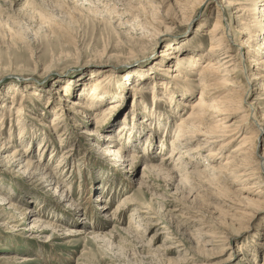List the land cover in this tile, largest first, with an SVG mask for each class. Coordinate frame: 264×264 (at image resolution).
I'll return each mask as SVG.
<instances>
[{
	"label": "rangeland",
	"instance_id": "1",
	"mask_svg": "<svg viewBox=\"0 0 264 264\" xmlns=\"http://www.w3.org/2000/svg\"><path fill=\"white\" fill-rule=\"evenodd\" d=\"M115 1L0 0V193L5 196L0 198V264H260L264 260V205L253 217L230 225L232 212L224 203L228 196L236 198L240 194L236 188L241 186L219 180L211 186L203 182L216 177L219 173L213 175L210 168H224L226 157L236 155L234 149L243 142L229 138L220 158L207 157L209 152H220L214 147L197 158L191 156L184 165L186 171L175 167L168 176L150 167L161 163L168 153L160 147L165 126L155 140V149L148 151L152 157L146 158L143 141L131 147L140 157L121 164L110 155L109 141L93 133L95 120L85 116L90 113L99 119V131L117 137L125 132L122 125L133 110L132 94L129 92L126 105L116 112V100L104 101L98 95L89 98L96 89L94 83L105 78L110 81L108 88L126 89L127 82L117 83L131 74L139 78L137 72L144 65L139 64L185 37L208 49V39H197L211 28L219 0H211L204 12L190 18L180 17L175 0H160L173 20L166 19L146 36L140 28L125 23L129 14L122 13L121 3ZM147 9L152 18V9ZM204 21L205 27L196 33ZM152 47L149 56L146 50ZM253 68L251 73L256 71ZM152 90L147 87V98L139 103L140 116L144 104L155 107ZM62 95L71 101L88 100L92 107L72 106ZM197 96L198 92L192 102H197ZM249 102H258L263 113L260 85L254 86ZM168 105L162 102L158 109L164 112ZM183 108L173 118V131L166 133L168 144L176 134V123L190 111ZM58 109L63 110V127L55 132L46 125L52 124ZM234 112L233 120H240V105ZM128 141L127 136L121 143L126 146ZM28 143L25 155L39 160L38 168H28L11 157L17 146L25 148ZM259 146L264 153V135ZM48 163L57 179L43 178L47 170L42 168ZM186 173H190L187 182L183 181ZM260 189L264 191V187ZM133 195L153 210L155 221L130 216L135 204L113 213L123 198ZM196 209L205 216H196ZM36 217L52 225L44 228L42 221L35 226ZM91 230L99 239L87 236ZM224 231L227 238L223 243L199 250L204 243L199 242V233L223 241L215 237ZM254 243L259 246L257 255L247 250Z\"/></svg>",
	"mask_w": 264,
	"mask_h": 264
},
{
	"label": "bare ground",
	"instance_id": "2",
	"mask_svg": "<svg viewBox=\"0 0 264 264\" xmlns=\"http://www.w3.org/2000/svg\"><path fill=\"white\" fill-rule=\"evenodd\" d=\"M116 1L117 4L121 3L122 13L129 14H127L128 17L125 23L140 28L142 30L141 33L145 36L154 31L153 29L158 24L160 25L166 19H170L166 14L167 12H164L160 0ZM210 1L175 0L178 5V14L182 18L204 12ZM147 7L152 9V18H150L151 14H147ZM117 10L119 9L117 8ZM116 13L118 12L116 11ZM141 17L142 19H140ZM118 19L120 18L118 17ZM170 20L172 21L173 19ZM206 22L204 21L201 25H198L196 33L199 32L200 28L205 27ZM205 39L210 42L208 49H205L202 44V46H197L194 43L195 41L185 37L180 43L168 44V46L155 53L152 57L150 54L153 51V47L146 50L149 51L147 54L150 57L139 64V66L144 64L137 72L139 78H137L138 75L131 74L128 80L117 83L124 85L127 82L129 85L126 89L128 90L122 88L120 89L121 91L117 92L108 88L110 81L105 78L94 83L96 89L94 92H90L89 98L94 100L98 95L104 101L106 99L116 100V112H119L126 105L129 92L133 96V110L129 111L125 116L122 126L126 131H120V136L118 135L117 137L113 133L99 131V129H96L99 128V119L90 113H86L85 116L95 120L96 128L93 133L98 135L99 139L109 141L108 147L110 149L108 151L110 155H114L121 164H126L131 159L140 157V155L137 156L135 154V150L131 147H137L143 141V152L146 158L152 157L153 154L148 151L155 149V146L153 148L155 140L161 134V127L165 126L166 130L164 131V138L160 142V147L161 150H168V153L161 157V163L152 164L150 167L152 170L166 173L168 176L172 174L171 169L175 167L186 171L184 165L189 164L191 156L197 158L202 152H208L214 147H217L220 152H209L207 157L213 154L212 156L220 158L222 155L221 150L225 147L224 143L229 138H231L230 141L243 142L234 149L237 152L236 155H232L233 157L231 158L226 157L224 168L220 170H218V167L210 168L209 171H212L213 175L217 174V172L219 173L216 177H207L208 182L203 181L204 184L208 185L210 183L216 185L215 183L219 180L220 182L241 186L236 188L240 194L236 198L228 196L224 203L228 208V212H232V215H229L231 218L226 212L227 217L231 219V225L232 222L239 223L245 217H253L264 205V199H261L264 196V191L260 189L264 187V153H261V147L259 146V139L263 138L264 135V122H262L264 111H262L263 113L260 112L261 107L258 102H249V96L252 94L254 86L260 85V89L264 90V0H219L216 17L211 28L207 32H203L197 40ZM203 59L204 64L199 68ZM253 66L256 67V71L251 73V70L254 69ZM189 73L195 74V76H189ZM149 86L153 88L152 98L155 102V107H149L144 104V111L140 116L138 111L139 103L142 99L146 100V90ZM197 92L198 100L197 102H192ZM61 99L71 102L72 106L75 107H92L91 102L88 100L76 99L71 101L70 97L65 95H62ZM162 102L169 104L164 112L158 109L162 108ZM238 105H240L242 116H240V120H233L234 109ZM183 106L190 108V111L176 123V134L170 140V144H168L166 141L168 135L166 133L172 132L175 128L174 125L172 126L173 118L180 116L184 112ZM58 111L60 112L55 114L52 124L46 125L51 126L50 129L55 132L61 131L63 127V110L58 109ZM100 128L103 127L100 126ZM1 135L3 134H0V139H2ZM60 135H63V138L67 137L64 132L60 133ZM127 136L130 141H128L126 146H123L121 140L127 138ZM29 145L28 143L25 148L17 146L11 157L15 162L35 169L39 167V160L32 159L29 156L30 154L25 155L27 150H29ZM20 154L21 157L18 158ZM41 155L40 153V157ZM62 158L64 159V156ZM63 159L60 161L63 162ZM219 162L221 163V161ZM171 164L172 167H166ZM42 169L47 170L43 172V178L57 179L55 172L49 167V163ZM190 173L185 174L187 176L183 181H189ZM250 181H252L251 185L245 188L246 183ZM57 183L59 185V182ZM96 188L100 189V187ZM256 188L258 189L255 191ZM64 191L68 190L65 188ZM91 193L92 191L90 190ZM0 198L4 199L5 196L0 193ZM133 204L136 206L130 216L144 217L147 221H155L157 219L153 210L138 202L134 195L123 198L113 213H119L124 207L132 208ZM105 207L107 209V206ZM197 211L198 215L196 216H205L202 211ZM194 213L196 214L197 212L194 211ZM41 222L44 228H47V225H52L40 217H36L34 220L35 226ZM135 229L139 231L140 228L135 227ZM226 233L227 231H224L221 233L223 234L222 236L218 235L219 237H215L223 241L207 239L205 232L199 233V242L204 241L205 243L202 245L200 243L201 248L199 250H206L204 249L205 245L214 247L215 242L223 243L227 238ZM87 236L99 237L98 233L93 230L88 231ZM254 244L255 246L253 245L247 250L257 255L259 246L257 247V244ZM260 264H264V260Z\"/></svg>",
	"mask_w": 264,
	"mask_h": 264
}]
</instances>
